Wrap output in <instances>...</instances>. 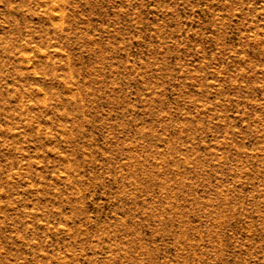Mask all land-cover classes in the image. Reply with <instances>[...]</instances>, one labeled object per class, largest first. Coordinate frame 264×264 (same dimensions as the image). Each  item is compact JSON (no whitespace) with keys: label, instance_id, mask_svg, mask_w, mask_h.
<instances>
[{"label":"rangeland","instance_id":"obj_1","mask_svg":"<svg viewBox=\"0 0 264 264\" xmlns=\"http://www.w3.org/2000/svg\"><path fill=\"white\" fill-rule=\"evenodd\" d=\"M0 264H264V0H0Z\"/></svg>","mask_w":264,"mask_h":264}]
</instances>
